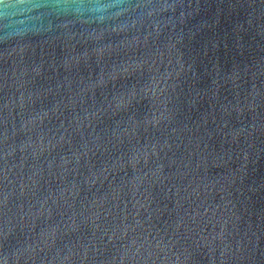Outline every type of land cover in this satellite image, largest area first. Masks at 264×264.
<instances>
[{
  "label": "water",
  "instance_id": "1",
  "mask_svg": "<svg viewBox=\"0 0 264 264\" xmlns=\"http://www.w3.org/2000/svg\"><path fill=\"white\" fill-rule=\"evenodd\" d=\"M0 264H264L225 0H0Z\"/></svg>",
  "mask_w": 264,
  "mask_h": 264
}]
</instances>
